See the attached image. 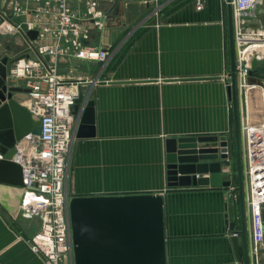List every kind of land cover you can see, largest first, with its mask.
Listing matches in <instances>:
<instances>
[{"label": "crops", "instance_id": "crops-1", "mask_svg": "<svg viewBox=\"0 0 264 264\" xmlns=\"http://www.w3.org/2000/svg\"><path fill=\"white\" fill-rule=\"evenodd\" d=\"M153 1L65 0L77 24V42L106 50L108 59L102 64L43 55L68 80L101 81L81 87L87 101H93L94 135L74 136L70 150L67 209L72 248L65 262L75 264L71 200L78 199L83 205L77 242L84 254L107 261L103 264L132 261L133 244H144L139 257H133L144 261L140 264H243L236 179L228 188L193 184L169 189L166 176V140L228 136L232 129L225 78L230 70L227 3L203 0L201 10H196L195 0H157L161 10L155 19ZM92 2L103 15L102 28L88 15ZM15 3L26 12L13 15ZM46 6L47 13H35ZM57 9L51 0H0V16L10 21L4 24L6 33H0V60L35 58L44 45L69 46L67 37L39 35L54 24ZM16 17L38 32L37 39L11 31ZM1 23L0 19V27ZM8 83L26 88L9 77ZM15 96L23 106L17 129L29 134L36 120L29 111L28 95ZM255 101L262 107L259 98ZM241 144L243 157L242 137ZM195 149L196 179L219 168L222 180H231L230 167L216 159L212 144H197ZM149 196L162 202L159 254L149 251V243L142 239L147 228L132 234V198ZM21 197L14 169L1 167L0 264H45L29 245L40 221L21 216ZM244 206L249 264H264V245L257 254L251 251L245 196Z\"/></svg>", "mask_w": 264, "mask_h": 264}, {"label": "built area", "instance_id": "built-area-1", "mask_svg": "<svg viewBox=\"0 0 264 264\" xmlns=\"http://www.w3.org/2000/svg\"><path fill=\"white\" fill-rule=\"evenodd\" d=\"M51 1L58 7L54 24L44 27L39 35L44 39L67 37L69 46L44 45L36 50L37 57L22 56L10 69L8 77L13 82L22 81L29 90V111L39 119L38 134H27L18 141L12 161L22 171L20 214L25 219L40 221L39 230L29 239L32 252L41 255L45 264H66L72 248L67 209L69 155L78 124V117L71 113V108L81 87L97 85L101 81L68 80L58 75L56 67L43 55L103 64L108 59V52L80 45L77 24L65 0ZM157 2L153 1L156 4L152 13L155 19L161 10ZM263 2L231 0L239 128L243 141V187L250 246L254 254L264 245V77L259 65L252 74L250 60L253 53L257 54V60H264V9H260ZM96 7L97 4L92 2L88 15L97 27L102 28L103 15ZM202 7L203 0H195L196 10ZM12 11L13 15L26 12L18 3L13 5ZM48 11L47 6L38 7L35 13ZM0 19V33L5 34L3 27L9 20L4 15ZM11 31L19 33L20 25L13 24ZM225 78L229 85V74ZM256 98L262 107L255 105ZM3 159L0 145V161Z\"/></svg>", "mask_w": 264, "mask_h": 264}, {"label": "water", "instance_id": "water-1", "mask_svg": "<svg viewBox=\"0 0 264 264\" xmlns=\"http://www.w3.org/2000/svg\"><path fill=\"white\" fill-rule=\"evenodd\" d=\"M227 3V28H228V57H229V78L230 82L227 85V91L232 106L233 126L228 136H212V137H188L180 139H168L165 141L166 152V176L167 187L170 188H187L195 185L211 186V187H225L228 188L235 181H237L236 190L239 199L240 211V237L243 264H249L248 257V244H247V231H246V218L244 206V187H243V170H242V144L239 128V112H238V93L236 86L235 75V53H234V39H233V25H232V7L231 0H226ZM14 22L20 25L21 32L25 33L30 40L37 39L38 32L29 30L26 23L22 22L21 17L13 19ZM22 56L8 59L7 57L0 60V145L1 152L4 154V159L0 161L1 167H12L16 174L17 184L22 186V171L21 167L12 161L16 155L15 143L17 140L22 139L27 132L20 133L17 129V116L22 111V105L18 98V94H27V88L11 86L8 83V76L12 65ZM48 59V56H45ZM257 54L253 53L250 63L252 74L255 71L256 65L262 67L261 71L264 77V60H257ZM28 100H30L28 95ZM72 114L78 116V124L75 136L78 138L91 137L94 135V105L93 101H87L82 92L78 93V97L72 106ZM82 107V108H81ZM82 109V112L79 110ZM36 124L34 129L29 134H38L39 119L35 117ZM212 144L214 146V154L216 159L222 160V165L230 167L231 180L223 181L220 169H215L210 172L207 178L198 177L196 179V165L195 161L198 160L196 147L197 144ZM232 158V161H229ZM81 200H71V221L74 230V251H75V264H103L107 261L98 260L90 257L87 252L84 254V248L77 242L79 235V219ZM112 214V213H111ZM162 202L155 196L149 197H133L132 198V234L138 228H147V235L143 240H146L149 245L147 249L153 252H161V215ZM112 216V215H111ZM112 218V217H111ZM232 224V223H231ZM134 226L136 228H134ZM234 227V223L231 225ZM138 232V231H137ZM234 249L238 253V239H233ZM144 247V244L137 246L132 245V261L122 259L121 264H140L144 263L141 259H133L134 256L139 257V252ZM86 249V248H85ZM87 251V249H86ZM72 260V259H71Z\"/></svg>", "mask_w": 264, "mask_h": 264}, {"label": "rangeland", "instance_id": "rangeland-1", "mask_svg": "<svg viewBox=\"0 0 264 264\" xmlns=\"http://www.w3.org/2000/svg\"><path fill=\"white\" fill-rule=\"evenodd\" d=\"M264 9V2L262 3V5L260 6V9ZM263 93H264V89H263Z\"/></svg>", "mask_w": 264, "mask_h": 264}, {"label": "bare ground", "instance_id": "bare-ground-1", "mask_svg": "<svg viewBox=\"0 0 264 264\" xmlns=\"http://www.w3.org/2000/svg\"><path fill=\"white\" fill-rule=\"evenodd\" d=\"M3 30H4V28H3Z\"/></svg>", "mask_w": 264, "mask_h": 264}]
</instances>
